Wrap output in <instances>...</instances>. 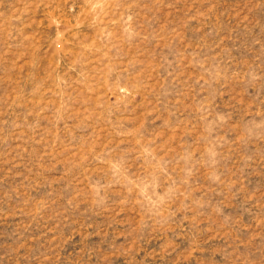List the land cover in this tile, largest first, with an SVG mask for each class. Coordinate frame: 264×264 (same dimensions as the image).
<instances>
[{"label": "rangeland", "instance_id": "374dc122", "mask_svg": "<svg viewBox=\"0 0 264 264\" xmlns=\"http://www.w3.org/2000/svg\"><path fill=\"white\" fill-rule=\"evenodd\" d=\"M0 264H264V0H0Z\"/></svg>", "mask_w": 264, "mask_h": 264}]
</instances>
